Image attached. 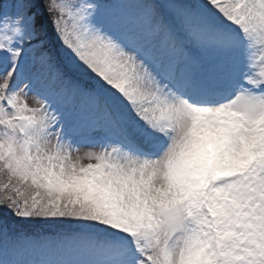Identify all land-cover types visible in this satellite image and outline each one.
<instances>
[{"label": "snow or ice", "instance_id": "1", "mask_svg": "<svg viewBox=\"0 0 264 264\" xmlns=\"http://www.w3.org/2000/svg\"><path fill=\"white\" fill-rule=\"evenodd\" d=\"M0 264H264V0H0Z\"/></svg>", "mask_w": 264, "mask_h": 264}]
</instances>
